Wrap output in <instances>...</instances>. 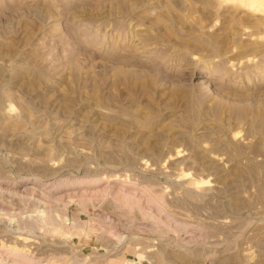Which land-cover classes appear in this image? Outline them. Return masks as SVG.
I'll list each match as a JSON object with an SVG mask.
<instances>
[{
    "label": "rangeland",
    "instance_id": "374dc122",
    "mask_svg": "<svg viewBox=\"0 0 264 264\" xmlns=\"http://www.w3.org/2000/svg\"><path fill=\"white\" fill-rule=\"evenodd\" d=\"M0 253L264 264V0H0Z\"/></svg>",
    "mask_w": 264,
    "mask_h": 264
},
{
    "label": "bare ground",
    "instance_id": "6f19581e",
    "mask_svg": "<svg viewBox=\"0 0 264 264\" xmlns=\"http://www.w3.org/2000/svg\"><path fill=\"white\" fill-rule=\"evenodd\" d=\"M33 188V187H32ZM128 192H130L129 190H128ZM154 192V191H153ZM122 195V194H121ZM120 195V196H121ZM125 196V195H124ZM129 196V195H128ZM127 196V197H128ZM161 199H162V197H160ZM118 199V198H117ZM119 200V199H118ZM120 200H122V197H121V199ZM136 200V199H135ZM123 201V200H122ZM121 202V201H120ZM131 202V201H130ZM53 213V212H52ZM52 215V214H51ZM53 218V217H52ZM54 218H55V216H54ZM3 249V248H2ZM5 251H6V249H4ZM8 250H11V249H7V251ZM13 250V249H12ZM10 252V254H11V251H9ZM18 253H19V251H17ZM22 252V251H21ZM5 254V253H4ZM4 254H2V253H0V264H17L18 263V261H11L10 259L11 258H9L8 260H10L11 262L9 263H7L4 259H3V255ZM13 254L15 255V254H17V253H15V251L13 252ZM19 254H21V255H25V254H23V253H19ZM29 256V255H28ZM12 258H14V259H17L16 257L17 256H11ZM30 257V256H29ZM6 258V257H5ZM20 259H22V258H20ZM7 260V259H6ZM25 261V260H24ZM23 263V262H22Z\"/></svg>",
    "mask_w": 264,
    "mask_h": 264
}]
</instances>
